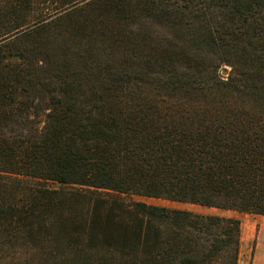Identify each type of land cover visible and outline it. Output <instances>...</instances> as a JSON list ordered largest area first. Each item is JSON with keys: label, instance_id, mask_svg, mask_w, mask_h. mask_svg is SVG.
I'll use <instances>...</instances> for the list:
<instances>
[{"label": "trees", "instance_id": "1", "mask_svg": "<svg viewBox=\"0 0 264 264\" xmlns=\"http://www.w3.org/2000/svg\"><path fill=\"white\" fill-rule=\"evenodd\" d=\"M134 195L264 215V0H0V263L238 264V218Z\"/></svg>", "mask_w": 264, "mask_h": 264}, {"label": "rangeland", "instance_id": "2", "mask_svg": "<svg viewBox=\"0 0 264 264\" xmlns=\"http://www.w3.org/2000/svg\"><path fill=\"white\" fill-rule=\"evenodd\" d=\"M79 4H82V2H80ZM69 9L63 10L54 16H58V15L60 16L62 14H66V12ZM86 12L88 11H85V14ZM85 14L83 15L78 13H72L70 15H67V17L60 19L61 20L60 24H64V22L68 18L75 19L79 15H82L84 17L86 16ZM100 21L101 20L96 18L94 23L97 22L99 23ZM88 24L92 25L93 22L89 20ZM72 25H76V24H72ZM50 29L51 28L48 27L35 29L30 33H28L26 36L22 37V39H20L19 41L26 42L29 45L30 49H35L37 55H40L41 57L42 56L45 57L47 55L49 56V54L54 53L60 59L66 53H69L71 50L78 51L77 47H80L85 43L89 45L92 44V41H87L82 38L84 31L83 26L80 27L74 26V30H73L74 35H71L72 37L69 34H65L58 38H48V32ZM85 31L86 33H89V32H94L95 30H93L92 28L89 29L88 26L87 30ZM223 70H226L227 73L223 74ZM229 70L230 67L228 65L223 66L221 70V75L227 76ZM134 198L152 204L187 208L201 213L234 216L238 218L240 220V252H239L238 264H264V215L245 212V211H238V210H226L215 207H206L191 203L175 202L163 198H154V197H147L142 195H134Z\"/></svg>", "mask_w": 264, "mask_h": 264}, {"label": "water", "instance_id": "3", "mask_svg": "<svg viewBox=\"0 0 264 264\" xmlns=\"http://www.w3.org/2000/svg\"><path fill=\"white\" fill-rule=\"evenodd\" d=\"M225 73H227V71L226 70H223V74H225Z\"/></svg>", "mask_w": 264, "mask_h": 264}]
</instances>
